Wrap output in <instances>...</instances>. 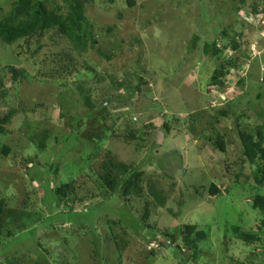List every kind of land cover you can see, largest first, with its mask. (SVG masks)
Returning <instances> with one entry per match:
<instances>
[{"label":"rangeland","instance_id":"1","mask_svg":"<svg viewBox=\"0 0 264 264\" xmlns=\"http://www.w3.org/2000/svg\"><path fill=\"white\" fill-rule=\"evenodd\" d=\"M14 1L0 0V13ZM132 1L86 3L85 50L55 26L0 41V116L17 110L0 134L11 233L0 236V264H264V213L252 208L264 159L249 163L239 139L264 123V0ZM46 4L66 14V0ZM66 53L76 63L65 69ZM21 66L33 78L13 85L9 67ZM108 156L141 171L139 194L103 186ZM67 182L72 199L55 207L53 190ZM185 224L206 233L191 238L187 260L164 237L179 239Z\"/></svg>","mask_w":264,"mask_h":264},{"label":"trees","instance_id":"2","mask_svg":"<svg viewBox=\"0 0 264 264\" xmlns=\"http://www.w3.org/2000/svg\"><path fill=\"white\" fill-rule=\"evenodd\" d=\"M46 1L47 0H15L12 8L8 12L0 13V41L4 44L11 45L14 42L27 38L37 39L44 35L50 26H55L58 34L66 37L76 50H85L86 41L84 40V36L86 31L84 26V8L86 3H91L92 0H66V14L59 8H48ZM127 2L130 6L133 4L132 0H127ZM63 58L64 60H68V64L64 66L65 69L69 68V66H74L76 63L70 53L64 54ZM57 67L60 70L62 66L58 65ZM58 71L55 72L59 74ZM9 72L13 85L23 82L30 83L31 78H33L28 69L23 66L9 67ZM216 81L217 77H214L213 82ZM76 88L81 90L84 94L88 92L83 82H77ZM7 96L8 91L2 79H0V100H5ZM16 113L17 110L15 108H10L4 115L0 116V134H8L9 131L6 129V126L10 124ZM263 130L264 123L257 128L256 133L239 132L243 154L251 164H256L257 161L264 159V148L262 147V142L264 140ZM136 132V130L129 128L126 136L130 140L135 141V138H137ZM40 145L44 147L43 144ZM215 146L221 152L225 150L223 135H218ZM2 152L4 156H7L9 152L8 147L4 146ZM100 168L102 172L99 175V179L103 186L111 193L116 192L118 188L121 189V193L124 196L132 194L137 195L141 192V171H128L124 163L116 161L111 156L101 161ZM120 172L125 173L123 179H118L116 176ZM254 180L258 185L264 184V163L254 174ZM74 184V182L63 183L53 190L54 202L56 203L55 207L61 204H67V202L72 199ZM210 192L212 194L218 192L215 185H211ZM4 206L5 202L0 201V236L11 234L8 232L4 233L2 225ZM252 208L264 213V196L256 195L252 199ZM147 214L148 212L146 210L144 215L147 216ZM233 231L240 234L243 238H252L254 236L253 231L240 230L239 227H234ZM180 233L179 239L175 238V236L170 233H164V237L172 241L173 244H170V247H172L174 256L180 255L183 256L184 260H187L192 250L191 245L193 244V240L191 238L195 237L197 240L203 241L206 239V233L201 230L197 231L196 226L193 224L183 225ZM193 249L196 250L195 247H193Z\"/></svg>","mask_w":264,"mask_h":264}]
</instances>
